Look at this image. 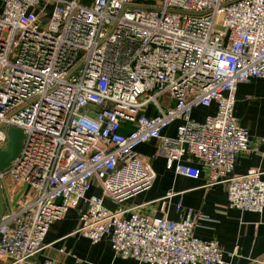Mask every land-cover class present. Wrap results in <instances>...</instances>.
Here are the masks:
<instances>
[{
	"label": "built area",
	"instance_id": "1",
	"mask_svg": "<svg viewBox=\"0 0 264 264\" xmlns=\"http://www.w3.org/2000/svg\"><path fill=\"white\" fill-rule=\"evenodd\" d=\"M253 79H264V0H0V149L7 127L24 134L0 173L8 200L21 195L0 218V262L57 264L35 258L74 209L76 233L109 239L116 257L226 264L218 242L195 236L206 218L192 209L177 222L105 200L119 206L153 186L137 149L157 141L177 176L205 169L227 186L229 209L264 212L263 173L234 174L253 152L234 117L238 87Z\"/></svg>",
	"mask_w": 264,
	"mask_h": 264
},
{
	"label": "crops",
	"instance_id": "2",
	"mask_svg": "<svg viewBox=\"0 0 264 264\" xmlns=\"http://www.w3.org/2000/svg\"><path fill=\"white\" fill-rule=\"evenodd\" d=\"M215 111V106L200 108L193 115L202 121ZM148 112L154 114V109L150 107ZM234 117L240 126L248 130L253 149V152L238 158L234 174L244 175L251 169H257L263 173L264 180V79H253L238 87ZM177 125L173 124L165 130L164 136L175 135ZM137 152L148 161L156 180L152 187L120 204L119 208L138 207V211L147 216H166L177 222L185 218L188 209H192L206 218L195 229V236L218 242L226 264H264V212L229 209L227 186L210 185L205 169H202L198 180L177 176L174 170L167 169L166 159L157 141L142 144ZM91 194L101 193L96 187ZM2 195L5 209L14 207V201L21 197L20 188L13 195L14 201L8 200L5 190H2ZM179 202L183 205L180 210L177 209ZM113 206L116 209L112 210H117V205ZM79 225V217L74 209L69 210L62 220L54 222L45 235V248L36 256V262L52 260L57 264H144L134 259L116 257L107 238L93 244L76 233ZM233 252H237L235 256H231Z\"/></svg>",
	"mask_w": 264,
	"mask_h": 264
},
{
	"label": "water",
	"instance_id": "3",
	"mask_svg": "<svg viewBox=\"0 0 264 264\" xmlns=\"http://www.w3.org/2000/svg\"><path fill=\"white\" fill-rule=\"evenodd\" d=\"M24 134L19 128L7 127L6 128V143L0 149V173L6 169L11 162L20 154ZM5 213V202L2 195L0 186V218Z\"/></svg>",
	"mask_w": 264,
	"mask_h": 264
},
{
	"label": "rangeland",
	"instance_id": "4",
	"mask_svg": "<svg viewBox=\"0 0 264 264\" xmlns=\"http://www.w3.org/2000/svg\"><path fill=\"white\" fill-rule=\"evenodd\" d=\"M106 206H107L108 208H110V209H116V207H114L113 204H112L109 200L106 201ZM122 208H123V207H122ZM117 209H119L118 206H117Z\"/></svg>",
	"mask_w": 264,
	"mask_h": 264
}]
</instances>
